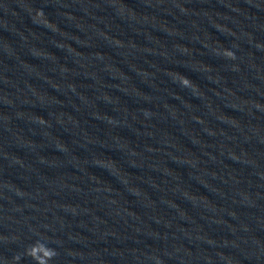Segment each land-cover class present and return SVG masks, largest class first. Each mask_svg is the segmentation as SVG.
Masks as SVG:
<instances>
[{"label":"clouds","instance_id":"obj_1","mask_svg":"<svg viewBox=\"0 0 264 264\" xmlns=\"http://www.w3.org/2000/svg\"><path fill=\"white\" fill-rule=\"evenodd\" d=\"M223 55L227 58L235 59V53L231 50H224ZM180 81L182 85L186 87L191 85V81L186 77L181 76ZM40 249L44 250L43 256L38 255ZM27 255L31 256L37 262V264H48V260L52 259L56 255V251L54 249L48 248L42 243L37 242L27 250Z\"/></svg>","mask_w":264,"mask_h":264}]
</instances>
